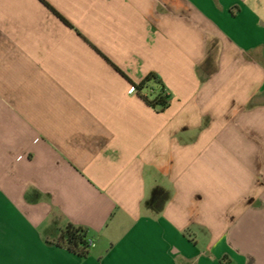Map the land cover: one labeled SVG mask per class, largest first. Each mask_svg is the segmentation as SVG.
I'll return each mask as SVG.
<instances>
[{
	"label": "crops",
	"instance_id": "1",
	"mask_svg": "<svg viewBox=\"0 0 264 264\" xmlns=\"http://www.w3.org/2000/svg\"><path fill=\"white\" fill-rule=\"evenodd\" d=\"M0 264H264V0H0Z\"/></svg>",
	"mask_w": 264,
	"mask_h": 264
},
{
	"label": "trees",
	"instance_id": "2",
	"mask_svg": "<svg viewBox=\"0 0 264 264\" xmlns=\"http://www.w3.org/2000/svg\"><path fill=\"white\" fill-rule=\"evenodd\" d=\"M134 89L152 108L164 109L169 103L170 97L165 93L162 82L155 74L148 75L146 79L135 86ZM91 243L87 230L72 224H68L60 231L57 238L49 241V244L64 248L82 258L88 255Z\"/></svg>",
	"mask_w": 264,
	"mask_h": 264
},
{
	"label": "built area",
	"instance_id": "3",
	"mask_svg": "<svg viewBox=\"0 0 264 264\" xmlns=\"http://www.w3.org/2000/svg\"><path fill=\"white\" fill-rule=\"evenodd\" d=\"M136 91H135V89H134V87H131L130 89H129V93L130 94H133V93H135ZM166 93V92H165ZM167 94V93H166ZM168 95V94H167ZM93 244L91 243V246H92Z\"/></svg>",
	"mask_w": 264,
	"mask_h": 264
}]
</instances>
